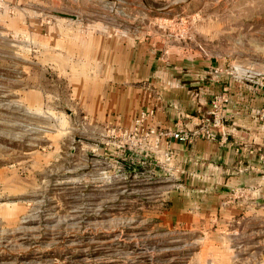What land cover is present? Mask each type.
Here are the masks:
<instances>
[{
	"label": "rangeland",
	"instance_id": "obj_1",
	"mask_svg": "<svg viewBox=\"0 0 264 264\" xmlns=\"http://www.w3.org/2000/svg\"><path fill=\"white\" fill-rule=\"evenodd\" d=\"M122 42L259 86L264 0H0V264H264V173L177 213L160 152L106 136Z\"/></svg>",
	"mask_w": 264,
	"mask_h": 264
},
{
	"label": "crops",
	"instance_id": "obj_2",
	"mask_svg": "<svg viewBox=\"0 0 264 264\" xmlns=\"http://www.w3.org/2000/svg\"><path fill=\"white\" fill-rule=\"evenodd\" d=\"M129 44L122 42L113 49L117 74L109 97L103 101L104 112L121 117L124 127H130L148 107L155 108L154 122L160 127H193L211 118L210 100L228 86L223 128H216L217 140L172 142L174 159L167 166L174 169L178 186L185 188L177 193L173 211L193 212L202 207L197 198L207 196L212 189L221 199L229 186L264 173V89L254 82L214 74L215 68L223 67L194 49ZM224 134L227 140L221 139Z\"/></svg>",
	"mask_w": 264,
	"mask_h": 264
},
{
	"label": "built area",
	"instance_id": "obj_3",
	"mask_svg": "<svg viewBox=\"0 0 264 264\" xmlns=\"http://www.w3.org/2000/svg\"><path fill=\"white\" fill-rule=\"evenodd\" d=\"M224 73L231 79L253 81L248 79V69L215 68L214 74ZM259 87H264V81L256 82ZM228 101V86L224 85L210 100L211 118L201 120L193 127L178 126L175 129L163 128L155 124V108L148 107L142 109L134 119L130 127L122 125H112L107 128L106 136L119 141V146L123 148L150 149L160 152V160L166 165H171L174 159L173 141L183 143H193L196 139L209 141L217 140L216 128H223L224 106ZM221 139L227 140L224 134ZM220 139V140H221Z\"/></svg>",
	"mask_w": 264,
	"mask_h": 264
}]
</instances>
